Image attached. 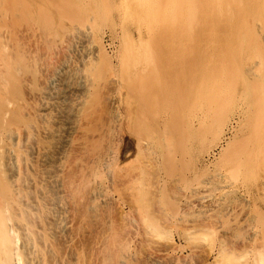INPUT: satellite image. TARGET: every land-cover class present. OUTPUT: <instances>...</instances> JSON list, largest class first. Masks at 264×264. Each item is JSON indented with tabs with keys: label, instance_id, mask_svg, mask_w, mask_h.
Listing matches in <instances>:
<instances>
[{
	"label": "bare ground",
	"instance_id": "6f19581e",
	"mask_svg": "<svg viewBox=\"0 0 264 264\" xmlns=\"http://www.w3.org/2000/svg\"><path fill=\"white\" fill-rule=\"evenodd\" d=\"M0 0V264H264V0Z\"/></svg>",
	"mask_w": 264,
	"mask_h": 264
},
{
	"label": "rangeland",
	"instance_id": "374dc122",
	"mask_svg": "<svg viewBox=\"0 0 264 264\" xmlns=\"http://www.w3.org/2000/svg\"><path fill=\"white\" fill-rule=\"evenodd\" d=\"M173 1H174L173 6H172L173 13L176 16L180 15V14L182 15L184 13V11L187 10V8H188L187 2L189 0H173ZM243 1H246V0H243Z\"/></svg>",
	"mask_w": 264,
	"mask_h": 264
}]
</instances>
